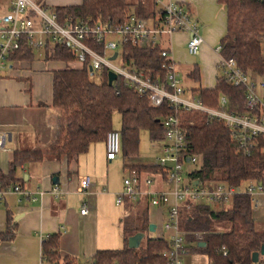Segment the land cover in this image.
I'll list each match as a JSON object with an SVG mask.
<instances>
[{
    "label": "trees",
    "instance_id": "obj_1",
    "mask_svg": "<svg viewBox=\"0 0 264 264\" xmlns=\"http://www.w3.org/2000/svg\"><path fill=\"white\" fill-rule=\"evenodd\" d=\"M226 11V28L219 40L220 52L226 58H233L246 71L264 77V0H216ZM58 20L97 24L108 20L111 24L125 23L132 15L154 18L160 10L144 9L141 2L131 4L127 0H81L79 4L52 6ZM89 45L101 52V44ZM122 62L128 67L143 71L151 78L163 79L167 61L161 55V46L123 43L119 48ZM43 60L70 62L74 55L63 42L53 43L43 51L33 49L25 40L19 49L13 51L11 60H32L35 56ZM67 66V67H66ZM52 72V105L58 109V129L54 141L47 149H15L8 161V169L0 168V189L22 185L23 177L16 176L18 166L40 162L44 159H76L86 152L92 143L105 142L106 133L116 129L120 134V154L125 158L138 155L139 134L147 131L151 139L163 140L164 130L161 119L177 114L187 144L186 152L198 156V168L189 175L200 182L222 181L242 188L249 180L264 178V139L252 155L245 156L234 146L233 133L217 120H208L197 110L174 109L165 100L158 106L149 103L147 94H140L117 76L109 85L107 67L100 71H90L88 65L81 68L66 65ZM194 81L199 80L198 65L189 71ZM207 106L218 107L219 96L224 94L232 102L242 101L243 93L229 85L221 76H216L213 87H191ZM233 100V101H232ZM119 115V127L113 126V114ZM124 167L138 174L160 173V167L151 163L131 162ZM125 198V197H124ZM139 200V199H138ZM138 200L134 202H138ZM136 209L122 223V231L133 235L144 234L143 244L130 248L127 242L121 248L97 249L92 257L93 264H167L162 252L169 248V240L159 236L145 235L149 231L147 203ZM220 201L192 203L180 209V228L185 232L186 248L201 252L209 264H264L259 256L252 262L251 256L264 243V230L255 225L251 209V199L246 193L233 194L227 208ZM5 228L0 231V243L12 240L17 233V221L10 211L5 214ZM138 218V221L134 219ZM227 221L229 228L215 231L214 222ZM196 234H200L198 239ZM59 232H52L42 238L40 264H80L74 257L59 252ZM204 242L203 246H198Z\"/></svg>",
    "mask_w": 264,
    "mask_h": 264
},
{
    "label": "built area",
    "instance_id": "obj_2",
    "mask_svg": "<svg viewBox=\"0 0 264 264\" xmlns=\"http://www.w3.org/2000/svg\"><path fill=\"white\" fill-rule=\"evenodd\" d=\"M36 3L35 0H1L5 12L0 15V75L6 71L13 60L9 55L19 49L25 40L29 46L43 51L53 43L63 42L70 48L74 59L70 65L81 68L84 64L91 71H100L103 67L112 70L123 77L126 84L140 94H147L149 103L158 106L167 100L174 109L197 110L203 112L208 120L217 119L233 133L234 146L242 155H252L264 139V77L242 70L233 58H226L220 52V44L214 47L217 54L216 69L229 85L243 93L242 101L232 102L234 108L229 109V99L222 94L218 99V107L205 105L200 98L185 89L182 74L176 67L169 48L170 38L174 33L184 32L188 35L186 49L190 54H196L204 43L199 22L193 18L192 12L182 2L169 0H153L160 5V14L154 18H141L132 15L120 25L111 24L108 20L97 24L72 22L69 19L58 20V15L47 3ZM115 35L117 40L108 39ZM90 42L101 44V52L89 45ZM164 42L166 45L164 46ZM123 43L161 46V55L167 59L163 64L165 69L163 79H153L143 71L128 67L122 62L119 48ZM116 57L111 59L113 53ZM120 57V65L113 61ZM67 65V64H66ZM233 101V100H232ZM164 130L163 144L160 154L155 159V165L160 167L158 173L163 181H171L170 192L151 190L148 187L153 180L149 175L142 176L129 169V176L123 178V189L116 195V204L124 197L137 200L146 195L151 206L165 205L166 220L163 229L171 230L169 248L162 252L167 264H182L181 257L188 252L185 232L180 228V209L192 203L220 201L228 203L235 193L243 192L250 196L251 209L255 214L264 209V178L260 181L249 180L242 188L229 185L222 181L200 182L193 179L189 173L198 168V156L186 152L187 144L177 114H170L161 119ZM7 133L0 132V150L4 149ZM120 134L116 129L109 130L105 137V157L111 161L120 154ZM264 149V146L262 147ZM184 164L197 165L187 171L184 179ZM194 181H197L195 184ZM144 183L147 189L141 187ZM90 178L85 176L80 181L82 189L88 188ZM6 190L0 189V198ZM13 191L19 192V185L13 186ZM52 194L57 197L61 190L53 185ZM230 205V203H229ZM227 208V207H226ZM85 204L80 208L81 214H86ZM253 214V215H254ZM262 214V213H260ZM264 217V216H263ZM199 239L200 234H196ZM89 264H93L90 262Z\"/></svg>",
    "mask_w": 264,
    "mask_h": 264
},
{
    "label": "crops",
    "instance_id": "obj_3",
    "mask_svg": "<svg viewBox=\"0 0 264 264\" xmlns=\"http://www.w3.org/2000/svg\"><path fill=\"white\" fill-rule=\"evenodd\" d=\"M42 1L51 6L81 2ZM174 1L182 2L189 8L200 24L204 43L198 53L201 51L204 58L198 65V86L213 87L218 72L217 54L212 45L219 42L225 32V8L216 0ZM127 2H141L147 10L160 9V5L154 4L153 0ZM187 38L188 35L184 32L174 33L170 38L169 48L177 68L192 61L191 58L187 62ZM208 47L212 51L210 57L205 56V48ZM66 64L76 67L75 64L63 61L43 60L37 55L32 60H13L0 75V132L7 133L4 149L0 150V162H7L6 170L1 169L3 172L8 169L13 150L47 149L54 141L58 129V109L52 105V72ZM187 76L190 78L189 72ZM191 87L186 86L185 89ZM104 161L112 162L106 159L105 142L101 141L91 144L86 152L71 161L61 157L18 166L16 176L24 178V183L19 185L20 191H13L11 186L0 198V231L5 228L7 210L17 221L16 236L0 243V264H40L42 238L52 232L60 233V254L72 256L80 264H89L97 249L123 247L124 244L114 246L119 245L117 239L123 238L122 226L117 225V214L119 212L127 218L142 207L148 197L142 195L137 199L138 202L125 197L120 204H116V195L123 189L122 181L110 178L108 172H104ZM85 176L90 178V185L82 189L80 181ZM150 177L153 180L158 177L152 187L161 191L165 184L162 177L157 173ZM53 185L61 190L57 197L52 194ZM83 204L88 209L86 214L80 213ZM147 209L150 223L156 219L163 221L166 211L164 206L149 207L147 203ZM253 216L255 225H260L264 230V209ZM214 224L217 225L218 222ZM220 229L214 230L221 231ZM192 252L189 248L183 264H209L205 254V257H201L199 254H191Z\"/></svg>",
    "mask_w": 264,
    "mask_h": 264
},
{
    "label": "rangeland",
    "instance_id": "obj_4",
    "mask_svg": "<svg viewBox=\"0 0 264 264\" xmlns=\"http://www.w3.org/2000/svg\"><path fill=\"white\" fill-rule=\"evenodd\" d=\"M35 1H36V3H42L41 2L42 0H35ZM63 1L76 3L75 0H63ZM1 5H0V15H2L5 12V8L3 6H1ZM49 6L52 8L51 5H49ZM193 18L196 19L194 17V15H193ZM108 39L117 40V37L115 35H110L108 37ZM217 44H218V42L216 44H213L212 47L216 46ZM262 47H263V50H264V40H263V46ZM205 50H206L205 56H207V57L212 56V51H211V49H209V47H208V49L205 48ZM187 55H189V57L187 59V62L190 61L191 58H192V61L190 63H186V64L180 65L178 67V69L180 70V72L182 74V80H183L184 87H186V86L191 87V85L193 87H196V86L199 85V81H194L193 79H190L187 76V73L192 69V66L194 64H197V65L200 66V62H202V59L204 58V54L201 51L199 53H196V54H190L187 51ZM113 62L116 65H120L121 64L120 57H117ZM217 75H218V73H217ZM112 122H113V126L115 128L119 127L120 120H119V115L117 113L113 114ZM163 142H164L163 140L158 141V140H155V139H151L149 134L147 133V131L141 130L140 134H139L138 155L136 157H133V158H125V157L120 155L118 158L112 160L111 163H107V162L104 161V172H108L110 178H114V179H117V180L119 179V180L123 181V178L126 177V176H129V174H130L129 168L128 167H124L126 163L139 162V163H151V164H154L156 157L160 154L161 145L163 144ZM92 144H95V143H92ZM6 165H7L6 161H1L0 162L1 169L6 170ZM193 167H197V165L184 164V168L186 170V172L183 171L184 179H188L187 178V171L192 170ZM153 178H154V176H153ZM156 180H158V177L153 180V182H152L153 185L156 184ZM141 187L144 188V189H147V186H145L144 183L141 184ZM148 188L151 189V190H154L153 187H152V184ZM172 188H173V183L171 181H168L167 183L163 184L162 191L170 192ZM148 204H149V207H152L149 202H148ZM162 206H164L166 208L165 205H162ZM228 206H229V202L226 203L225 205H222V207H224V208H226ZM166 215H167V208H166V211L164 213L163 221H160L159 219H156L155 221H153L152 223L156 225L155 230L152 231V232L146 231L145 235L158 236L159 234H161L166 239H169L170 236L172 235V231L171 230H167V229H163V226H162V224L166 220ZM117 217H118L117 225H118V227H120V226H122V223L125 220V218H124L123 214L121 215L119 212L117 214ZM134 219L136 221H138V218L134 217ZM256 227L258 229L262 230L260 225H257ZM213 228L215 230H216V228H218V230L221 228L220 229L221 231H225V230H227L229 228V224H228L227 221L218 222L217 225L213 224ZM122 235H123V238L121 237L120 238L121 240L117 239V242H118L119 245H114V246H122L123 244H125L127 242L128 237L131 236V235H128V232H124ZM143 242H144V239L142 238L141 243L143 244ZM191 254H199V255H201V257L204 256V254L196 253V252H192ZM186 255L187 254L185 253L181 257L182 264L184 263V259H185L184 257Z\"/></svg>",
    "mask_w": 264,
    "mask_h": 264
},
{
    "label": "water",
    "instance_id": "obj_5",
    "mask_svg": "<svg viewBox=\"0 0 264 264\" xmlns=\"http://www.w3.org/2000/svg\"><path fill=\"white\" fill-rule=\"evenodd\" d=\"M116 52L113 53V55L111 56V59H114L116 57ZM89 70L91 71V67H89ZM117 77L116 73L112 70H109L108 71V77H107V82L109 85L112 84L113 80H115ZM55 180H56V177L53 178V182L55 183ZM194 183L196 184L197 181H194ZM155 229V224L153 223H149V231H154ZM144 234L141 233V232H137L131 236L128 237V240H127V245L128 247L130 248H137L140 243H141V240L143 238ZM205 243L204 242H199L198 243V246H203ZM259 256H264V243L261 245L260 249L258 251H254L252 253V256H251V260L252 262H257L258 259H259Z\"/></svg>",
    "mask_w": 264,
    "mask_h": 264
}]
</instances>
